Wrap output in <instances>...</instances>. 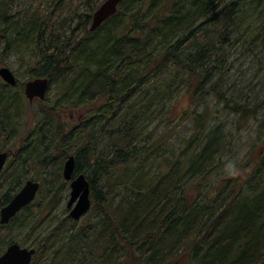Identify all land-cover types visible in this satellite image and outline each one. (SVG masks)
Masks as SVG:
<instances>
[{"label": "trees", "instance_id": "16d2710c", "mask_svg": "<svg viewBox=\"0 0 264 264\" xmlns=\"http://www.w3.org/2000/svg\"><path fill=\"white\" fill-rule=\"evenodd\" d=\"M9 13L0 0V28L20 48L35 50L39 69L31 75L59 80L65 99L72 100L68 109L84 111L73 122L61 118L60 107L38 110L36 135H26L37 143L25 138L17 150L12 145L24 108L13 93L0 91V152H14L0 174V208L13 196L1 192L20 168L36 165L47 175L57 166L55 178L38 192L46 190L48 202L35 211L33 202L0 230L48 223L45 217L65 191L60 173L70 156L75 173L86 176L89 211L96 214L85 227H75L68 216L66 223L56 222L32 245L31 264H264V150L227 191H198L228 146L224 126L214 125L204 100L211 96L221 105L217 115L236 116L239 128L257 118V106L236 98L243 90L223 89L224 65L234 48L238 58L264 53V0H124L95 33L84 30L77 39L56 38L50 16ZM181 91L190 102L175 116L193 128L175 151L166 148L165 133L152 137L157 127L147 129L157 117L160 126L170 122L165 105ZM96 144L102 151H93ZM83 154L85 170L79 165Z\"/></svg>", "mask_w": 264, "mask_h": 264}, {"label": "rangeland", "instance_id": "374dc122", "mask_svg": "<svg viewBox=\"0 0 264 264\" xmlns=\"http://www.w3.org/2000/svg\"><path fill=\"white\" fill-rule=\"evenodd\" d=\"M5 1L9 4V14L11 17L14 15V17L18 16V18H20L19 15H24L25 12L29 13V17H33V15L36 14L39 15L40 18L43 17L45 20H48V16H50L49 21L51 20L52 24L53 22L56 23V27L54 26V36L56 38L62 39L64 36L68 35L77 39L82 37L84 30L88 31V28L90 27L91 19L87 24L85 23V16L89 14V10L93 6L98 7L105 0ZM98 35L99 34L93 35L92 37L94 39L91 37L92 40H95ZM14 42L15 41L6 35V32L0 28V65H4L10 69L21 85L26 80L34 78L32 77L31 72L33 73V71L38 70L39 65L36 63L38 60L34 57L35 50H33L32 47L24 45L20 48L18 45L14 44ZM5 46L8 48L7 52H4ZM238 52L239 49L234 48L228 53L229 59L224 65V81H226V83L224 84L225 86L223 89H230L231 91H236L238 93L240 90H243L242 96L236 98L238 100L240 99V103H243L242 101L245 99H249V102H251L249 108L257 106V118L255 121L250 120L245 127L239 128V124H235L237 119L236 116H226L225 114L217 115L216 112L221 108V105L217 106L215 100L211 96H208L204 100L203 104L209 105V110L213 113L212 118L215 121L214 125L222 124L224 126L223 131L226 135V143H228L226 151L223 152L222 156L218 160L219 165L211 169L212 172L208 181L202 185L203 187L200 186L198 189L200 193H208L207 196H213V193L217 191L216 189L221 190L222 188L223 190L226 188L224 191H227L233 180L237 181L238 177H241L243 173L246 174L252 170L253 166L261 158V152L264 150V53L261 54L260 58L248 56V53H245L243 58H238ZM252 56H254V54H252ZM54 82L55 83L53 84L49 82L50 84L45 100L43 102L36 101L32 105L27 103L19 89L8 91L0 82V91L7 94L13 93L14 98L18 97V106L21 109L24 108L25 112L24 116H21L18 120L19 130L15 138L16 140L14 141V145H16L15 148H20L24 145L22 144V141H25L26 135L35 134L38 129V118L36 116V112L42 108L50 109L53 107H60L58 114H60L63 120L70 118L73 119V122H76L80 119L77 116L84 110L73 112L71 109H68L71 107L72 100H70L69 97L65 99L66 96L64 95H66V92L62 90V88H59L57 84L59 80L55 79ZM189 102L190 98L181 91L165 105L167 111H169L170 118L168 121L170 122L164 123V125L160 126L158 125L157 117V119L153 120L148 126V132H151V130L153 131L155 126L157 127V131L153 132L152 137L165 133V138L167 139L168 144L166 146L167 149H173L176 151L179 147H184V139H186L192 132L193 127L191 121L185 120L180 122L179 117L175 116L181 113ZM202 109L203 105L199 107V111ZM173 118L176 120L171 121ZM166 131H171V134H168ZM43 133L45 134L46 132H42V134ZM26 139V142L31 141L29 142L31 143V146L35 145V142L37 143V140H35L36 137L33 138V140H28V138ZM161 141L162 139L159 140L158 143ZM39 148L40 149L38 151H41L39 156H42L43 149L41 147ZM162 149H164V144H162ZM97 150L102 151V146L96 144L93 151L96 152ZM12 156L13 155L8 158L6 164L10 162ZM85 160L86 154H83L79 161V165L83 170H85L86 167L84 164ZM250 162L251 164L244 168L246 164H249ZM52 165L53 166L49 169L47 175L45 173H41L40 169L36 165H34L35 168L28 167L25 169V172L23 171V168H20L18 173H15V176L12 178L14 180L12 182L13 184H11L9 188L2 190L1 197L4 193H8L10 196L14 195L22 187L21 185H23L28 179L36 180L40 183V185L42 183L46 184L45 181H47V179H53L57 174V171H54L57 167L55 166L56 163H53ZM38 175L40 178H45V180H38ZM60 175L62 177V170ZM196 179H199V177ZM222 182H229V185L227 187H222ZM15 188L19 189L16 190ZM46 194V190L42 194H38L34 201V211L36 207H38L39 210V208L41 209L42 206L48 202ZM68 200L69 184L65 182V191L62 193L56 204L49 210L51 215L45 217V220L48 222L45 224L47 226L40 223L41 226L39 225L35 229H28L26 231L9 228L6 233L5 230H0V240L4 241L3 244L0 243V255L4 253L9 244L13 242L20 245L22 248H33L32 245L35 242L47 236L48 232L51 233L53 231L52 229L56 222L64 223L69 214V210L66 207ZM95 219L96 214L93 215V213L89 211L82 217V219L75 222L77 223L75 227H85L89 222L95 221ZM37 225L38 224H36V226ZM181 263L182 262H180V264ZM34 264H36V262ZM37 264L39 263L37 262Z\"/></svg>", "mask_w": 264, "mask_h": 264}, {"label": "water", "instance_id": "95a60500", "mask_svg": "<svg viewBox=\"0 0 264 264\" xmlns=\"http://www.w3.org/2000/svg\"><path fill=\"white\" fill-rule=\"evenodd\" d=\"M124 0H105L93 13L89 32H95L107 20L112 18L118 11ZM0 77L7 84L14 85L15 79L7 68H0ZM48 88L46 78H36L28 81L24 87L25 97L32 102L34 98L43 100ZM7 153H0V173L6 163ZM75 169V159L70 156L63 166L62 176L65 182H70V194L67 208L70 209L69 217L73 221H78L89 210V183L85 175L79 174L73 177ZM39 190V183L26 181L22 189L10 200V202L0 209V224L7 225L24 207L34 201ZM34 249L20 248L19 245H10L2 256L0 264H30Z\"/></svg>", "mask_w": 264, "mask_h": 264}, {"label": "flooded vegetation", "instance_id": "af4514ba", "mask_svg": "<svg viewBox=\"0 0 264 264\" xmlns=\"http://www.w3.org/2000/svg\"><path fill=\"white\" fill-rule=\"evenodd\" d=\"M0 82L2 83V85L4 86V87H8V88H12V89H15V88H17V87H19L18 89H19V91L22 93V96L24 97V95H23V90H24V85L23 84H21L20 85V83L18 82V80H16V82H15V84L12 86V85H7V84H5L1 79H0ZM18 143V142H17ZM12 146H16V145H12ZM13 147V148H14ZM9 148H11L12 149V147L11 146H9ZM17 150H19L20 148L19 147H17L16 148ZM9 154H12V155H14V152H11L10 150H6Z\"/></svg>", "mask_w": 264, "mask_h": 264}]
</instances>
